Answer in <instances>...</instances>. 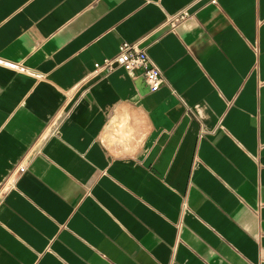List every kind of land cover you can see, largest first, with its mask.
I'll return each mask as SVG.
<instances>
[{"label": "crops", "instance_id": "0c3cea01", "mask_svg": "<svg viewBox=\"0 0 264 264\" xmlns=\"http://www.w3.org/2000/svg\"><path fill=\"white\" fill-rule=\"evenodd\" d=\"M0 264H264V0H0Z\"/></svg>", "mask_w": 264, "mask_h": 264}, {"label": "built area", "instance_id": "2783aa9c", "mask_svg": "<svg viewBox=\"0 0 264 264\" xmlns=\"http://www.w3.org/2000/svg\"><path fill=\"white\" fill-rule=\"evenodd\" d=\"M186 17V11L181 10L175 14L167 16L165 24L174 27ZM116 69H122L126 72L140 71L144 83L150 93L158 91L164 83L159 68L154 64L147 53L140 49L137 44L122 43L118 47L115 56L105 58L100 63L93 64V69L89 74V78L104 76ZM24 171V166H18L14 169L1 189H5L6 185H8V188H11L14 178L17 179L18 176L24 173Z\"/></svg>", "mask_w": 264, "mask_h": 264}]
</instances>
